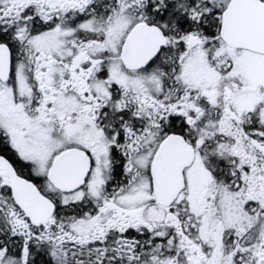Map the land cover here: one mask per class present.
Instances as JSON below:
<instances>
[{
  "label": "snow or ice",
  "instance_id": "1",
  "mask_svg": "<svg viewBox=\"0 0 264 264\" xmlns=\"http://www.w3.org/2000/svg\"><path fill=\"white\" fill-rule=\"evenodd\" d=\"M0 264H264V0H0Z\"/></svg>",
  "mask_w": 264,
  "mask_h": 264
}]
</instances>
